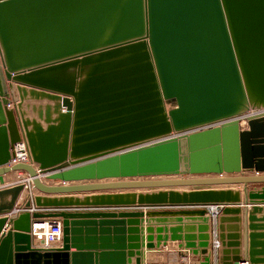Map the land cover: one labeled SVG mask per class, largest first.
Returning <instances> with one entry per match:
<instances>
[{
	"label": "water",
	"instance_id": "obj_1",
	"mask_svg": "<svg viewBox=\"0 0 264 264\" xmlns=\"http://www.w3.org/2000/svg\"><path fill=\"white\" fill-rule=\"evenodd\" d=\"M20 132L34 166H8ZM259 174L264 0H0V264H144L163 242L145 217L190 219L170 239L210 264L209 206L219 264H264ZM174 175L209 177L140 180ZM135 206L156 210L99 211ZM41 218L62 219V247L33 246Z\"/></svg>",
	"mask_w": 264,
	"mask_h": 264
},
{
	"label": "built area",
	"instance_id": "obj_2",
	"mask_svg": "<svg viewBox=\"0 0 264 264\" xmlns=\"http://www.w3.org/2000/svg\"><path fill=\"white\" fill-rule=\"evenodd\" d=\"M21 140L14 144L12 149L13 157L9 162L8 166L12 167L19 164L33 165V160L30 152L29 143L23 132H20ZM17 181L13 185L20 183L26 184L27 187L32 186V181L25 172H19ZM27 176H23L24 174ZM9 185V186H13ZM208 218L209 224L213 227L210 230V264H219V250L221 247V242L219 238L218 230V217L222 210L220 206H209ZM33 212V210H32ZM30 235L32 237L33 246L41 249H58L63 245L64 239V228L63 221L61 218H41L34 219L32 221V227ZM192 254L179 255V253L171 252L168 254L167 258L159 261L153 260L147 264H201L203 262V257L191 258ZM238 264H250L248 261H242Z\"/></svg>",
	"mask_w": 264,
	"mask_h": 264
},
{
	"label": "crops",
	"instance_id": "obj_3",
	"mask_svg": "<svg viewBox=\"0 0 264 264\" xmlns=\"http://www.w3.org/2000/svg\"><path fill=\"white\" fill-rule=\"evenodd\" d=\"M243 127H247L245 124L243 125ZM247 130V129H246ZM19 172H14V173H11V174H8V175H5L4 176V181H5V185L6 186H9V185H13L17 179H18V176H19ZM23 176L26 177L25 173L22 174ZM247 175H255V173H251V174H247ZM260 176H264V174H259ZM43 181L46 183V180L43 179ZM106 182V181H104ZM56 186H59V185H62V183L59 181V182H56L55 183ZM66 185H70V184H66ZM264 185H255L253 187H250L249 190H252L254 189L255 187H262ZM238 187L240 186H235V187H231L232 189H237ZM181 190V189H180ZM122 192H125V193H128V192H135V193H141L143 191H138V190H129V191H122ZM179 192H182V191H179ZM33 193H37L35 192V190H33ZM105 193H120V191H110V192H105ZM99 194V193H98ZM39 195H43V194H39ZM85 195H76L75 197H84ZM46 197H49V198H62V197H66V196H63V195H51V196H46ZM23 197L19 198V200L17 201L16 203V206L15 208H19L21 205H23L25 203V201L27 200V197L25 199H23ZM242 199L244 201V194L242 195ZM138 206H135V207H132V208H118V209H104V210H99V211H126V210H156V209H148V208H143V209H133V208H136ZM242 208L244 209L245 206H242ZM157 210H162L160 208H158ZM4 217V216H2ZM9 217V216H8ZM184 220H187L188 222L184 221V223L182 225L179 224L178 222V218H174V217H157V218H148V217H145V218H141V224L138 226L140 229H141V236L142 237H147V229H152L154 232H153V236L155 237L154 239V243H157V238L158 236H161V238L163 239V242L160 246V249H156V250H153V251H146V254L144 255V258H143V262L144 264H147L149 263L150 261H153V260H158L161 261L165 258H167L168 254L171 253V252H175V253H179V255H183V254H186V251L184 249H179V246L182 245L183 242H179V241H171L170 237H171V234H168L166 233V230L167 229H171V228H183L184 226H188V225H193L194 223L193 222H190L187 218H183ZM193 219H200V218H193ZM203 224V223H202ZM204 225V224H203ZM7 227L4 228V231H7ZM157 229H163L164 232L163 234H157L156 233V230ZM210 235V234H209ZM164 239H166L167 242H164ZM167 244V245H166ZM166 245V246H165ZM144 253H145V250L143 249L142 250ZM191 258H197V257H194L193 255L190 256ZM133 263H135V258L133 259Z\"/></svg>",
	"mask_w": 264,
	"mask_h": 264
},
{
	"label": "rangeland",
	"instance_id": "obj_4",
	"mask_svg": "<svg viewBox=\"0 0 264 264\" xmlns=\"http://www.w3.org/2000/svg\"><path fill=\"white\" fill-rule=\"evenodd\" d=\"M237 175H239V174H237ZM165 177H168L169 179H188V178H191V176H189V175H174V176H165ZM209 177V176H208ZM155 178H158V177H155ZM200 178H202V177H200ZM240 187H238L237 189H235V190H237V191H241V192H243V189H244V186L243 185H239ZM253 186H255V185H249L248 186V189L250 188V187H253ZM218 188V187H217ZM219 188H226V187H224V186H222V187H219ZM177 191H191L190 189H181V190H178V189H176ZM143 192H147V191H143ZM27 194V193H26ZM95 194H98V193H95ZM23 196H25V194H22L21 195V197H23ZM20 197V198H21ZM26 198V196L23 198V199H25ZM221 213V212H220ZM220 216V215H219ZM194 225H196V224H194ZM209 225V233H210V230H212L213 229V227H211V225L210 224H208ZM189 226H192V225H189ZM197 226V225H196ZM196 228V227H195ZM171 229H175V234L174 235H179L180 237H182V236H184L185 235V232H184V230H185V226L183 227V228H171ZM171 229H167L166 230V233H167V235L168 234H171L170 233V230ZM179 229H181V232L180 233H178V231H179ZM218 229H219V217H218ZM163 232H164V230H163ZM163 232L161 233V234H163ZM173 242V241H172ZM180 242V241H179ZM181 242H183V241H181ZM160 249V248H159ZM209 249H210V247H209ZM194 257H196V256H194ZM197 258H200V257H197ZM196 258V259H197ZM157 260H158V258H157Z\"/></svg>",
	"mask_w": 264,
	"mask_h": 264
},
{
	"label": "bare ground",
	"instance_id": "obj_5",
	"mask_svg": "<svg viewBox=\"0 0 264 264\" xmlns=\"http://www.w3.org/2000/svg\"><path fill=\"white\" fill-rule=\"evenodd\" d=\"M246 125L247 127L245 128V127H243V125ZM241 128L242 129H244V130H246V129H248V124H247V122L246 121H243L242 123H241ZM227 175H224V177H226ZM27 177V176H26ZM200 177H202V178H206V177H208V176H191V178H188V179H199ZM211 177H219V176H211ZM149 179H151V180H155V179H169L168 177H158V178H141L140 180H149ZM235 186H239V185H233V186H231V187H235ZM176 189H178V190H180V189H190V190H193V188L192 187H179V188H176ZM138 191H145V190H138ZM23 194H25V196L27 197V194H26V192H24ZM24 196V197H25ZM208 218H210V217H208ZM208 224H209V221H208ZM206 225V226H208V232H205V234H208L209 235V225ZM187 228L188 227H190V226H186ZM210 236V235H209Z\"/></svg>",
	"mask_w": 264,
	"mask_h": 264
}]
</instances>
